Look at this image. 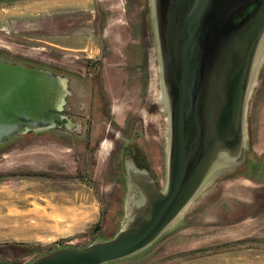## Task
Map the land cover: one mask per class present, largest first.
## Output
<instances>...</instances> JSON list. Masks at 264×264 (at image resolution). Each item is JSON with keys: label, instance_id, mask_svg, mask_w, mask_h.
<instances>
[{"label": "rangeland", "instance_id": "rangeland-1", "mask_svg": "<svg viewBox=\"0 0 264 264\" xmlns=\"http://www.w3.org/2000/svg\"><path fill=\"white\" fill-rule=\"evenodd\" d=\"M150 2L0 0V58L100 79L117 121L126 112L142 117L162 185L168 113L158 88ZM87 63L96 68L85 69ZM243 127L245 164L217 169L192 206L149 246L106 264H264V53L248 88ZM46 132L15 134L0 150V264H28L58 247L110 238L136 195L130 182L112 178L113 167L105 168L107 140L84 151L78 141L73 147ZM3 228L39 231L5 235ZM10 241L28 244L2 245Z\"/></svg>", "mask_w": 264, "mask_h": 264}, {"label": "water", "instance_id": "water-1", "mask_svg": "<svg viewBox=\"0 0 264 264\" xmlns=\"http://www.w3.org/2000/svg\"><path fill=\"white\" fill-rule=\"evenodd\" d=\"M188 1L178 0L179 11H184L186 4L189 5ZM176 12L175 2L170 0L162 13L163 43L168 51L165 74L168 113L165 181L158 188L147 171H140L135 177L128 176L136 195L123 224L113 236L81 248L58 247L28 264H106L135 254L149 246L168 226L183 216L192 206L196 195L201 194L200 189L212 173L234 166L240 146L237 143L228 156L220 154L219 150L229 151L231 140L227 143L219 137L216 117L223 118V107L227 105L228 129L236 134L243 131L247 88L255 66L264 53V0H214L212 3L207 45L215 55L220 51L221 57L218 62L215 60L212 63L209 79L206 82L203 80L194 92L196 95L192 103L196 138L195 149L190 153L185 151L184 103L191 94L186 81L199 18L196 28L185 33L181 42L176 44L173 40ZM221 19L222 28L229 27L222 32L224 35L221 32L217 34ZM232 47L246 50L237 70V78L242 79V84L240 88L232 90L224 104L219 100L225 88L220 81L227 77L224 72L228 62L222 61V57L228 60L230 55L232 59L235 56ZM208 81L210 86L207 90ZM65 94L63 77L0 58V143L15 134L40 132L55 125L56 121H60L57 112L62 108Z\"/></svg>", "mask_w": 264, "mask_h": 264}, {"label": "flooded vegetation", "instance_id": "flooded-vegetation-1", "mask_svg": "<svg viewBox=\"0 0 264 264\" xmlns=\"http://www.w3.org/2000/svg\"><path fill=\"white\" fill-rule=\"evenodd\" d=\"M176 7V18L173 27V40L176 44L181 42L182 37L188 31L196 28L197 19L199 18L198 32L193 37V48L191 50V57L189 61V74L186 81L187 89L190 90L191 94L186 97L185 100V118H184V130H185V151L190 153L195 149L194 140L196 138V125L193 114L195 100L194 92L197 87L200 86L203 80L206 82L211 73L212 63L218 62L221 57L219 54L215 55L212 50H209L208 42V28L210 27L211 19V6L214 0H189L186 4L184 11L181 12L178 9V0H173ZM187 0H184V2ZM151 26L153 45L155 47V60L158 67V88L161 91V97L165 103V74H166V60L168 58V51L163 43V25L162 13L170 0H151ZM174 4V3H173ZM221 19V24L217 28L218 32H224L228 30V26H223ZM222 28V29H221ZM256 28V26L254 27ZM150 35V32H149ZM224 35V33L222 34ZM214 47V46H213ZM233 48V47H232ZM228 53H230L229 48H227ZM235 56L228 60L222 57V61L228 62L226 67L227 75L225 78H221L220 81L224 85V93L220 95L219 100L223 101L225 104L230 97L233 89H238L241 87L242 79L237 78V70L245 56L246 50L238 48L235 50L233 48ZM231 61V62H230ZM17 63V62H13ZM21 64V63H18ZM28 67L40 68L47 70L36 63H23ZM95 69L96 63L93 66L89 63L85 65V69ZM255 71V69H254ZM90 72H88L89 74ZM217 74V72H215ZM223 74L222 71H219ZM52 74L56 75L52 72ZM87 74V73H86ZM254 74V72H253ZM252 74V77H253ZM60 76V75H58ZM85 76V75H84ZM65 79L66 94L64 96V103L62 108L57 112L60 116V121H56L55 125H52L45 134H60L74 147L76 141L84 145L87 151H96L97 146L99 147L105 140L109 142V148L106 151L105 168L113 167L112 178H117L122 183H129L131 185L130 177L128 176H138L140 171H147L148 175L153 179L154 183L161 187L159 183L160 171H157L151 166V158L149 152L146 150V140L145 134L142 129V117L141 116H129L126 112L121 121H117L112 115V105L111 100L109 102L108 95L105 93L106 89L102 86L100 79L97 77L87 78L79 77L72 78V76H60ZM250 79L249 85L252 81ZM72 85V81H74ZM220 80V79H219ZM78 87H77V86ZM207 90L209 89L210 82H207ZM248 85V88H249ZM248 88L246 96L248 93ZM212 93V90H210ZM245 96V99H246ZM193 104V106H192ZM245 105V102H244ZM224 115L223 118L216 117L217 125L219 127V137L223 141H229V151L219 150L220 154L223 156H228L232 153L235 146H240L238 157L235 164L246 162V156L243 152L244 134L243 131L240 134L234 133L232 130L228 129L229 119V107L227 105L223 107ZM244 116V107H243ZM244 128V127H242ZM38 132V131H35ZM34 133V131H31ZM233 139V140H232ZM4 143H0V150L4 148ZM166 156V158H165ZM110 160V161H109ZM162 161H167V155L162 151ZM242 161V162H241ZM95 163V161H88ZM165 164V163H164ZM165 168V165H164ZM163 177L165 181L166 169H163ZM248 177V176H247ZM117 180H115L116 182ZM132 186V185H131ZM133 187V186H132ZM101 216V213H100Z\"/></svg>", "mask_w": 264, "mask_h": 264}, {"label": "crops", "instance_id": "crops-1", "mask_svg": "<svg viewBox=\"0 0 264 264\" xmlns=\"http://www.w3.org/2000/svg\"><path fill=\"white\" fill-rule=\"evenodd\" d=\"M62 38H65V35H62ZM63 42H66L65 44H67V46L70 48V46H71V48H73V47H75V44H76V42H74V41H72L71 39H63ZM27 196V195H26ZM20 198H22L21 200L22 201H24V200H26V197L23 195V197H20ZM260 199H264V197H260ZM229 200H231L230 201V204L232 205V207H234L233 205H235L236 203V200L235 199H232V198H230ZM229 200H227L226 202L227 203H229ZM246 200V199H245ZM244 201V200H243ZM246 203L245 204H248V202L249 201H245ZM239 203V205H241V203H243V202H240V201H238L237 202V204ZM251 204H255V203H253V202H251ZM258 207H260V206H258ZM253 209V208H252ZM9 214H13V213H9ZM51 216H52V214H50ZM4 216H5V218L6 217H8L7 216V214L6 213H4ZM99 217H100V215H99ZM246 217L247 216H245L244 218L242 217V218H240L241 220L240 221H243V220H245L246 219ZM43 221H45V219H43L42 220V222ZM47 221V220H46ZM45 221V222H46ZM97 222H99V220L97 221ZM44 223V222H43ZM45 224V223H44ZM1 230V229H0ZM2 230H4L3 232L5 233V235L6 234H10V235H12V234H14V235H16V234H19V233H26V234H28V233H30V234H36V233H38V229H35V230H32V231H30V232H27V231H21V230H16V229H10V228H3ZM4 244H7L9 247L10 246H15V245H19V244H28V243H23V242H18V241H10V242H7V243H2V245H4ZM234 264V263H233ZM245 264H248V262H245Z\"/></svg>", "mask_w": 264, "mask_h": 264}, {"label": "trees", "instance_id": "trees-1", "mask_svg": "<svg viewBox=\"0 0 264 264\" xmlns=\"http://www.w3.org/2000/svg\"><path fill=\"white\" fill-rule=\"evenodd\" d=\"M22 245H24V244H22Z\"/></svg>", "mask_w": 264, "mask_h": 264}]
</instances>
